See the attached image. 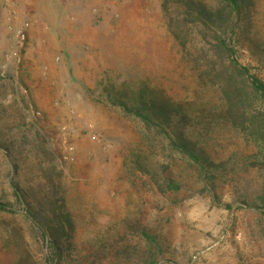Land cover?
<instances>
[{"label": "rangeland", "instance_id": "374dc122", "mask_svg": "<svg viewBox=\"0 0 264 264\" xmlns=\"http://www.w3.org/2000/svg\"><path fill=\"white\" fill-rule=\"evenodd\" d=\"M257 17L264 37V0ZM240 60L264 74L247 51ZM122 83L159 86L177 100L207 96L168 32L163 0H0V139L13 152L0 149V201L11 206L0 210V264L20 245L42 261L50 255L13 182L57 189L80 243L142 211L166 238L159 264H264V170L251 167L252 151L231 134L215 143L219 160L229 159L216 192L193 191L188 161L167 151L160 164L170 163L184 189L166 203L129 173L150 134L108 103L106 89Z\"/></svg>", "mask_w": 264, "mask_h": 264}, {"label": "trees", "instance_id": "16d2710c", "mask_svg": "<svg viewBox=\"0 0 264 264\" xmlns=\"http://www.w3.org/2000/svg\"><path fill=\"white\" fill-rule=\"evenodd\" d=\"M258 13L259 0H163L168 32L207 96L177 100L164 88L146 83L106 89L108 103L141 121L150 134L142 142L148 147L133 153L127 164L131 175H141L134 185L143 184L174 203L184 180L169 162L159 161L173 151L193 169V191L203 186L216 192L228 175L229 159L219 160L214 146L227 134L252 151L251 167L264 170V74L240 60V52L247 51L264 65ZM0 149L13 154L6 140L0 139ZM14 165L18 173L19 164ZM142 177L147 181L142 183ZM12 186L50 255L42 261L20 245L12 248L10 264H159L168 253L163 233L142 219V211L107 235L80 243L73 214L57 189L21 187L19 182ZM9 207L0 201V210Z\"/></svg>", "mask_w": 264, "mask_h": 264}, {"label": "built area", "instance_id": "2783aa9c", "mask_svg": "<svg viewBox=\"0 0 264 264\" xmlns=\"http://www.w3.org/2000/svg\"><path fill=\"white\" fill-rule=\"evenodd\" d=\"M16 13H17L16 10L9 11L10 17H14ZM28 26L29 23L25 22L15 28V41L17 43L16 45L17 47H22L24 45L26 39V29Z\"/></svg>", "mask_w": 264, "mask_h": 264}]
</instances>
